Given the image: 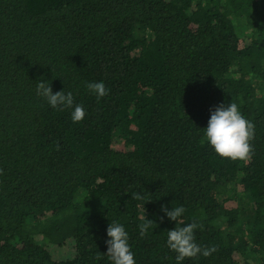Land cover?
<instances>
[{"label": "trees", "instance_id": "1", "mask_svg": "<svg viewBox=\"0 0 264 264\" xmlns=\"http://www.w3.org/2000/svg\"><path fill=\"white\" fill-rule=\"evenodd\" d=\"M230 103L255 124L249 161L205 140ZM0 170V264H112L111 222L136 264H177L168 231L193 220L217 251L182 264H264V0H0ZM178 206L183 224L161 210Z\"/></svg>", "mask_w": 264, "mask_h": 264}, {"label": "clouds", "instance_id": "2", "mask_svg": "<svg viewBox=\"0 0 264 264\" xmlns=\"http://www.w3.org/2000/svg\"><path fill=\"white\" fill-rule=\"evenodd\" d=\"M86 87L96 95L98 100L109 94V90L103 82H89ZM36 92L38 96L46 99L54 109H73L71 113L73 123L81 122L85 118L86 112L83 105L74 104V96L71 92L67 94L64 91L53 93L52 87L47 81H38ZM204 135L208 145L223 159L249 161L254 154L252 141L255 138V124L244 117L236 103H230L227 106L221 104L211 111ZM57 150H59V145H57ZM132 198L144 199L143 195L135 192L132 193ZM161 210L171 221L183 224L182 216L186 211L183 206L172 208V210L162 207ZM153 223L152 220L146 218V222L139 225L142 238L148 235ZM198 228H202V224L193 220L191 223L168 231L167 247L177 254V264H182L186 258L195 259L198 255L208 257L217 251L214 245L202 247L196 243L194 233ZM107 235L110 239L106 242L108 245L106 254L111 258L112 264H136L124 226L118 222H111L107 229ZM99 258L98 256L97 259Z\"/></svg>", "mask_w": 264, "mask_h": 264}, {"label": "rangeland", "instance_id": "3", "mask_svg": "<svg viewBox=\"0 0 264 264\" xmlns=\"http://www.w3.org/2000/svg\"><path fill=\"white\" fill-rule=\"evenodd\" d=\"M235 25H236V28L238 29H240L241 28V30L243 31V33H246V31L244 30V26H243V24L242 23H240L239 21H236L235 22Z\"/></svg>", "mask_w": 264, "mask_h": 264}]
</instances>
